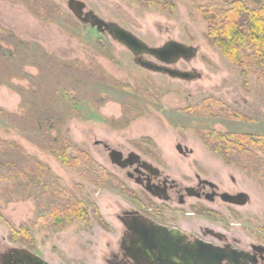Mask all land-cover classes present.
<instances>
[{
    "label": "rangeland",
    "instance_id": "1",
    "mask_svg": "<svg viewBox=\"0 0 264 264\" xmlns=\"http://www.w3.org/2000/svg\"><path fill=\"white\" fill-rule=\"evenodd\" d=\"M79 1L151 47L177 41L196 48L193 59L172 67L199 77L182 80L142 68L126 47L81 23L68 0H0V141L17 146L0 152L1 160H25L21 166L26 168V161L35 159L44 167L46 183L55 187L52 202L72 197L87 215L48 226L49 207L43 204L50 196H43L42 187L33 196L14 199L0 189V255L26 249L50 264H107L120 238L117 216L132 200L125 192V172L99 142L171 165L196 163L222 190L248 194L243 207L217 205L221 213L211 222L230 237L264 245V179L228 164L209 137L212 132L264 136V77L249 72L245 81L241 69L206 37L199 8L217 0ZM242 1L256 6V0ZM209 98L230 112L195 110ZM63 143L76 146L86 159L67 166L51 152ZM177 144L192 149L193 156L184 160ZM10 226L17 231L24 226L29 238H13Z\"/></svg>",
    "mask_w": 264,
    "mask_h": 264
},
{
    "label": "flooded vegetation",
    "instance_id": "2",
    "mask_svg": "<svg viewBox=\"0 0 264 264\" xmlns=\"http://www.w3.org/2000/svg\"><path fill=\"white\" fill-rule=\"evenodd\" d=\"M97 145H102L109 156L113 150L122 154L115 165L125 172L128 179L124 183L125 192L132 200L131 206L117 216L122 226L120 238L117 248L110 250L107 264H185L187 247L197 248L198 243L241 252L239 264H264L263 244L230 237L211 222L221 213L216 208L221 203L235 208L245 206L241 200L229 201L225 196L243 191L222 190V185L205 177L196 163L171 165L163 158L158 161L146 158L148 155L142 152L125 154L107 143ZM177 151L184 160L194 153L182 144H177ZM180 169L189 173L181 175ZM232 182L236 184L235 179ZM222 264L229 263L222 261Z\"/></svg>",
    "mask_w": 264,
    "mask_h": 264
},
{
    "label": "trees",
    "instance_id": "3",
    "mask_svg": "<svg viewBox=\"0 0 264 264\" xmlns=\"http://www.w3.org/2000/svg\"><path fill=\"white\" fill-rule=\"evenodd\" d=\"M153 2L158 6L165 3L163 1ZM255 3V7H250L242 0L231 2L217 0L199 8L207 23V39L224 57L241 69V77L245 81L249 72L264 77V0H258V2L256 0ZM36 14L43 16L44 12L37 10ZM196 109H201L207 115H213L215 111L220 114L230 112L228 106L215 98L205 100ZM209 137L210 140L212 139L213 149L223 156L228 164H238L243 170L257 174L264 179V136L245 134L225 136L212 132ZM63 145L60 148L51 147V152L67 166L76 167L81 163H79L81 158L86 159L85 153L80 152L76 146L67 143ZM10 150H17V146L0 141V152L6 154ZM255 150L261 152L263 157H257ZM74 154L76 157L72 158L71 155ZM23 161L6 162L0 157V189L5 198L33 196V193L42 187L40 189L46 192L43 196H50L48 199L50 202L47 200L48 203L43 204L49 207L45 210L44 216V222L48 226L72 222L76 218L87 216L82 205L72 201V197L66 196L67 199H62L60 204L53 203L52 192L56 193V190L51 182L46 183V179L42 177L43 165L35 159H30L25 163L26 168H23L21 166ZM44 172H46L45 177H48V172ZM94 214L98 215V210H95ZM10 229L15 239L21 235L25 240L29 238L24 226L19 231L11 226Z\"/></svg>",
    "mask_w": 264,
    "mask_h": 264
},
{
    "label": "water",
    "instance_id": "4",
    "mask_svg": "<svg viewBox=\"0 0 264 264\" xmlns=\"http://www.w3.org/2000/svg\"><path fill=\"white\" fill-rule=\"evenodd\" d=\"M67 4L69 10L81 23L90 25L100 34H108L114 41L126 47L134 55L136 63L142 68L182 80H192L199 77L198 74L172 67L182 59H193L197 55L196 48L177 41H169L162 47H151L118 24L106 22L93 11H87L84 2L68 0ZM145 57H150L151 60H147ZM121 156L122 154L115 150L110 152L114 164H119L118 160ZM225 196L229 198V201L241 200V205L247 204L249 200V195L246 193ZM185 253V264H222V261H227L229 264H239L242 254L237 250L227 251L199 243L197 248L187 247ZM25 261L28 264H50L47 260L26 249H11L7 254L0 256V264H23Z\"/></svg>",
    "mask_w": 264,
    "mask_h": 264
}]
</instances>
